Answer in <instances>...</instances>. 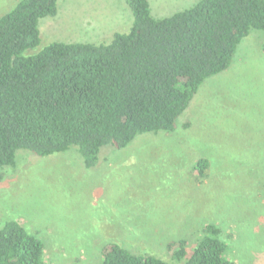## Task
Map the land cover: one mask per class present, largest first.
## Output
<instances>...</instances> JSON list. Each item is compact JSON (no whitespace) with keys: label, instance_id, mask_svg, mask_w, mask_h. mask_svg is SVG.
<instances>
[{"label":"rangeland","instance_id":"obj_1","mask_svg":"<svg viewBox=\"0 0 264 264\" xmlns=\"http://www.w3.org/2000/svg\"><path fill=\"white\" fill-rule=\"evenodd\" d=\"M18 1L0 0V17ZM198 1L150 0L151 13L167 17ZM133 20L127 0H60L40 21L42 45L108 43ZM10 219L41 238L51 264H98L110 242L179 264L180 243L190 252L210 223L227 258L264 264V30H252L230 67L204 81L172 132L105 146L89 168L74 147L19 151L0 166V228Z\"/></svg>","mask_w":264,"mask_h":264},{"label":"trees","instance_id":"obj_2","mask_svg":"<svg viewBox=\"0 0 264 264\" xmlns=\"http://www.w3.org/2000/svg\"><path fill=\"white\" fill-rule=\"evenodd\" d=\"M59 1L19 0L0 17V166L21 150L42 157L74 147L89 168L105 146L174 131L204 81L230 67L252 30H264V0H199L163 18L150 0H127L129 32L108 43L42 45L40 21ZM207 166L198 160L199 178ZM202 231L190 252L180 243L179 264H236L216 224ZM101 254L98 264H169L116 242ZM0 264L51 263L41 238L10 219L0 228Z\"/></svg>","mask_w":264,"mask_h":264}]
</instances>
